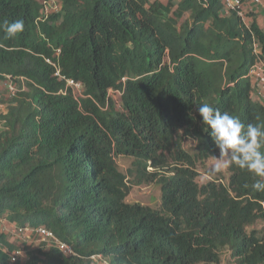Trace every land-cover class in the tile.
Masks as SVG:
<instances>
[{
	"label": "trees",
	"instance_id": "trees-1",
	"mask_svg": "<svg viewBox=\"0 0 264 264\" xmlns=\"http://www.w3.org/2000/svg\"><path fill=\"white\" fill-rule=\"evenodd\" d=\"M49 1L0 0V25L24 21L13 39L0 29V84L17 89L0 116V218L48 229L76 255L24 246L12 261L0 226V264H220L225 249L264 264L259 178L232 165L226 183L200 185L194 171L219 154L200 104L264 125L246 76L253 42L264 55L257 24L221 0H52L43 15ZM117 158L131 159L125 173ZM153 183L157 209L126 201Z\"/></svg>",
	"mask_w": 264,
	"mask_h": 264
},
{
	"label": "clouds",
	"instance_id": "clouds-1",
	"mask_svg": "<svg viewBox=\"0 0 264 264\" xmlns=\"http://www.w3.org/2000/svg\"><path fill=\"white\" fill-rule=\"evenodd\" d=\"M0 29L5 38L13 39L24 31V21H5ZM5 96L7 97L6 91ZM196 110L201 122L210 129V136L219 151L214 170L219 172L235 165L258 177L251 187L254 191L264 192V125L245 126L238 117L228 112L221 113L219 108L208 103L200 104Z\"/></svg>",
	"mask_w": 264,
	"mask_h": 264
},
{
	"label": "built area",
	"instance_id": "built-area-1",
	"mask_svg": "<svg viewBox=\"0 0 264 264\" xmlns=\"http://www.w3.org/2000/svg\"><path fill=\"white\" fill-rule=\"evenodd\" d=\"M223 4V11L226 14H233L235 15L241 24L250 31V25L252 22H255L261 32L264 34V0H221ZM52 0L44 4L42 9V14H47L48 7L50 4H53ZM57 10V7L54 11ZM252 51L253 55L255 56V60L253 64L250 66L247 72V78H249L251 82V90L252 96L255 95L257 101L264 103V55H259V46L255 42L252 43ZM67 85L71 87L78 95L81 94V85L79 83L73 82L71 80L67 81ZM4 88L7 94V97L11 98L14 97L17 93V90L13 83L8 79L4 83ZM112 94L111 91H109ZM118 96L119 93L115 92ZM6 110V103L3 104L0 101V116L5 113ZM4 222L0 220V226H2L3 230L8 231L7 228L3 227ZM17 236L19 239H24V233H26L27 238L30 240L25 244L29 243V246L32 244L30 241L36 240L42 244V247L45 249H49L51 247L57 248L63 255L71 256L73 255L72 248L60 241L50 230L45 229L43 227L38 228H19L17 230ZM23 241V240H22ZM27 241V239H26ZM31 243V244H30ZM25 251L17 249L16 251L12 252L10 255L12 261L21 260L25 258L24 255ZM91 264H110V262L102 257L101 255H93L90 257Z\"/></svg>",
	"mask_w": 264,
	"mask_h": 264
},
{
	"label": "rangeland",
	"instance_id": "rangeland-1",
	"mask_svg": "<svg viewBox=\"0 0 264 264\" xmlns=\"http://www.w3.org/2000/svg\"><path fill=\"white\" fill-rule=\"evenodd\" d=\"M158 1H162V2H166V0H158ZM57 7L56 3L50 4V7H48V11L52 12L55 10V8ZM5 88L3 86V83L0 84V101L5 104ZM114 99H117V96L114 94ZM253 100L257 101V98L255 95L252 96ZM196 146L197 143L189 138L186 139L184 142V150L187 151L188 153H194L196 151ZM217 162V157L209 159L207 161H205L204 163H199L196 165L194 171L197 174V179L196 182L198 184H204L208 181H213V180H218V182H222V183H226L228 174H227V168L226 169H222L219 172H216L214 170V166ZM131 163V159L128 158H117L116 160V164L118 166V169L121 172H126V170L129 168ZM126 201L128 203H138L144 206H149L151 208H155L157 209L159 207V203H160V187L158 185H156L155 183L153 184H142L139 186H130V191L128 194V197L126 198ZM1 223L2 221L4 222L3 227L7 228L8 233L10 234V241L13 244H16L17 248H19L20 250H23V247L26 246L25 244L30 240V238H27L28 236L26 235V233H24V239H19L17 236L18 232L17 230L19 228H17L14 224H12L11 222L5 220L4 218H0ZM255 229H260L261 224L257 223L256 225L253 226ZM27 236V237H26ZM27 239V241H26ZM31 245H30V249L32 248H36L42 246V244L39 243V241L33 240L30 241ZM27 246H29V243L27 244ZM73 250V249H72ZM73 255L71 256H75L76 253L73 250ZM220 264H234V260L230 257L229 251L227 249L223 250L221 253V259H220Z\"/></svg>",
	"mask_w": 264,
	"mask_h": 264
}]
</instances>
